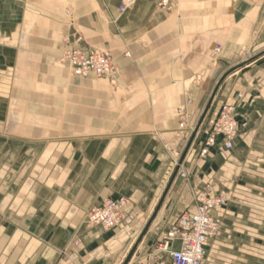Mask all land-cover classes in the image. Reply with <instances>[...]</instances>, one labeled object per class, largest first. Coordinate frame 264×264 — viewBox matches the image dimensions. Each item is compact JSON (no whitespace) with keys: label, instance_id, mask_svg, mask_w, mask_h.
Returning a JSON list of instances; mask_svg holds the SVG:
<instances>
[{"label":"crops","instance_id":"obj_1","mask_svg":"<svg viewBox=\"0 0 264 264\" xmlns=\"http://www.w3.org/2000/svg\"><path fill=\"white\" fill-rule=\"evenodd\" d=\"M158 1L120 13L121 0H0V264H171L162 245L195 212L196 192L226 200L210 211L220 228L204 264H264V0H172L170 11ZM76 34L110 54L115 86L55 68L62 40ZM245 48L258 52L221 83L185 178L171 182L173 155ZM223 105L235 107L232 149L218 138L200 156ZM178 110L188 132L177 131ZM119 198L132 221L86 225L93 208Z\"/></svg>","mask_w":264,"mask_h":264},{"label":"built area","instance_id":"obj_2","mask_svg":"<svg viewBox=\"0 0 264 264\" xmlns=\"http://www.w3.org/2000/svg\"><path fill=\"white\" fill-rule=\"evenodd\" d=\"M133 4V0H121L119 12L123 13ZM157 8L163 11L172 9V0H159ZM61 53L57 58L58 63L65 65L71 76L86 78L93 76L105 79L115 86L117 83L118 68L112 63L111 56L106 51H101L84 45L81 35H73L62 40ZM216 47L214 52L219 53ZM191 101H187V105ZM235 107L223 105L209 121V129L203 142L200 156H206L210 149L217 144L218 138H222L225 150H231L233 141L237 137V122L235 119ZM181 117H186L184 111ZM183 119V118H182ZM175 160V164H177ZM181 179L185 173L180 166L177 173ZM196 208L194 213H183L177 220L175 227L167 234L162 245L167 252L171 264H204L205 246L220 228V220L213 218L210 211L225 205L223 196L208 198L202 192L194 194ZM128 201L125 198L116 200L107 199L96 208H93L86 218L89 227H101L103 230H112L132 221L133 217L127 212ZM176 244V247H172Z\"/></svg>","mask_w":264,"mask_h":264},{"label":"rangeland","instance_id":"obj_3","mask_svg":"<svg viewBox=\"0 0 264 264\" xmlns=\"http://www.w3.org/2000/svg\"><path fill=\"white\" fill-rule=\"evenodd\" d=\"M219 47V46H218ZM220 48V47H219ZM222 52V51H221ZM257 52H258V49H257ZM256 52V49H253V48H245V49H242V50H240V52L238 53V59H237V63H238V66L241 64H244L245 63V61L246 60H249L254 54H256L257 53ZM216 52H214L213 50H212V58L214 59V60H216V59H218L219 57H220V55L221 54H219V55H216L215 54ZM57 59V58H56ZM55 59V68H57V69H59L60 71H62V72H64V73H66V75H67V77L70 79V75H69V70H68V68L65 66V65H62V64H60V63H58V61ZM244 66V65H243ZM243 66H241L240 68H238L236 71H238V70H240ZM232 67H237V66H232ZM231 69V68H230ZM228 71V70H227ZM236 71H234V72H236ZM233 72V73H234ZM73 87H74V89H77V88H81V86H79V85H76V84H74L73 85ZM101 89H104V90H106L109 94H112V97H111V95H110V98L111 99H113V101L114 100H121V99H123L122 97H118V96H115V92H116V90H117V87H109V86H107L106 84H103V86H101L100 87ZM78 90V89H77ZM213 91V90H212ZM212 91H211V93H210V96H209V98H208V100H207V102H206V104H205V107H206V105H207V103H208V101H209V99H210V97H211V94H212ZM114 94V95H113ZM216 95V94H215ZM185 99L187 100H189L190 99V96H186L185 97ZM187 100V101H188ZM191 101V100H190ZM189 105H191V104H189ZM211 105H212V103H211ZM183 106V105H182ZM188 106V105H187ZM205 107H204V109H205ZM211 107V106H210ZM203 109V110H204ZM203 113V112H202ZM207 115H208V113H207ZM207 115H206V117H207ZM182 115L179 113V110H178V119H179V127H178V133H182L184 130L185 131H189V129H192V125L190 124V123H188L187 122V119H186V117H181ZM206 117H205V119H206ZM183 118V119H182ZM200 118H201V116H200ZM200 118H199V120H200ZM204 119V120H205ZM204 120H203V122H204ZM199 122V121H198ZM202 122V123H203ZM61 131H64V130H58V132L59 133H61ZM77 131V130H76ZM174 156V159L175 160H177V161H179L180 160V158H181V156L179 155V154H174L173 155ZM177 165H178V162H177V164H175V166L177 167ZM182 167H183V163H182V165H181ZM179 171V170H178ZM218 233V232H217ZM216 236V235H215ZM214 236V237H215Z\"/></svg>","mask_w":264,"mask_h":264},{"label":"water","instance_id":"obj_4","mask_svg":"<svg viewBox=\"0 0 264 264\" xmlns=\"http://www.w3.org/2000/svg\"><path fill=\"white\" fill-rule=\"evenodd\" d=\"M243 65H244V64L239 65V66H237V67H233V68L229 69L228 71H226V72L221 76V78H220V80L218 81V83L216 84V86H215V88H214V90H213V92H212V94H211V97H210V99H209V101H208V103H207L205 109L203 110V113H202V115H201L200 120H199L197 126L195 127V129L193 130V132H192V134H191V137H190V139H189V141H188V144H187V146H186V148H185V151L183 152V154L181 155L180 160L178 161V165H177V167H176V169H175V172H174V175H173V178H172L171 182H172L173 179L176 177V175H177V173H178V170H179L180 166H181L182 163H183V160H184V158H185V155H186V153H187V151H188V149H189V147H190V145H191V143H192V141H193V139H194L196 133L198 132V130H199V128H200V126H201L203 120L205 119V117H206V115H207V113H208V111H209V109H210L211 103H212V101H213V99H214V97H215V94H216V92H217L219 86L221 85V83L224 81V79H225L227 76H229L230 74H232L235 70H237L238 68H240V67L243 66ZM156 211H157V210H156ZM154 215H155V214H154ZM154 215L152 216L151 220L148 222L147 226H146V227L144 228V230L142 231V233H141L140 237L138 238V240H137V242H136V244H135L133 250L131 251L129 257L131 256V254L133 253L134 249L136 248V246H137L138 243L140 242L141 238H142V237L144 236V234L146 233V231H147V229H148V227H149V225H150V223H151V221H152Z\"/></svg>","mask_w":264,"mask_h":264},{"label":"bare ground","instance_id":"obj_5","mask_svg":"<svg viewBox=\"0 0 264 264\" xmlns=\"http://www.w3.org/2000/svg\"><path fill=\"white\" fill-rule=\"evenodd\" d=\"M236 71V70H235Z\"/></svg>","mask_w":264,"mask_h":264}]
</instances>
